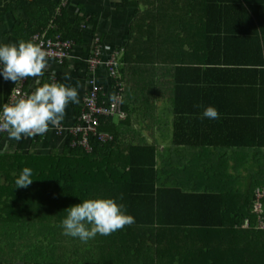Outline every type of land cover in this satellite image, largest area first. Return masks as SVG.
<instances>
[{"label": "trees", "instance_id": "trees-1", "mask_svg": "<svg viewBox=\"0 0 264 264\" xmlns=\"http://www.w3.org/2000/svg\"><path fill=\"white\" fill-rule=\"evenodd\" d=\"M3 1L0 17L9 10ZM123 1L134 9L130 41L117 52L119 74L106 68L119 89L105 98L97 85L99 105L115 109L100 117L98 132L112 140L94 143L91 153L72 145L79 135L62 156L0 155V234L25 241L0 247L22 249L25 264H264L258 188L222 185L246 173L240 152L246 159L249 149H264V0ZM59 4L32 15L19 36L35 43L36 34L48 31L78 44L82 18L69 23L62 10L49 26ZM163 48L172 55L160 56ZM163 100L169 104L163 115L173 119L171 146L127 138L133 116L154 115ZM208 106L218 119L202 117ZM24 167L33 182L17 188ZM90 198L114 199L135 222L86 243L64 235L66 209Z\"/></svg>", "mask_w": 264, "mask_h": 264}, {"label": "crops", "instance_id": "crops-1", "mask_svg": "<svg viewBox=\"0 0 264 264\" xmlns=\"http://www.w3.org/2000/svg\"><path fill=\"white\" fill-rule=\"evenodd\" d=\"M40 1L41 4L36 7L28 4V2L33 3L34 0H6L1 3V8L8 7L9 10L0 17V45L18 44L23 39L17 33V28L25 21L30 20L32 15L39 12L42 8H51L52 6L50 5H53V3L60 2L57 6L56 15L49 26L55 25L54 21L56 16H59L62 10L67 11L68 14H66V17L69 23H73L78 18H82L81 25L75 27V32L78 34L77 40L80 42L74 44L71 51V58L62 65L53 61H47V67L44 70L43 76L38 78L39 85L56 82L76 88L79 95V103L69 102L65 110V116L60 124L55 127L50 125V130L41 136L22 137L19 141H16L9 139L7 132L4 133L0 139V155L2 156L64 155L67 152L69 141L72 138L70 129L76 124L77 117L82 108L83 99L91 89L90 81L95 79L97 85L102 89L100 94L105 98L111 97L119 89L118 82L113 80L105 66L98 67L100 70L91 71L88 60L92 56L95 38H99L101 42L103 63L111 56L112 52L124 50V46L130 41L129 29L133 21L134 9L126 7L123 0ZM57 35H60L62 38L61 34ZM50 38L54 39L55 37ZM151 51L154 53L152 47ZM168 54L170 56L172 55L169 48H163L159 52V55L163 57H169ZM66 74L69 77L68 79H65ZM153 85L150 84V86ZM36 86H38L37 78L29 77L25 79L24 87L29 93L34 91ZM12 89L11 81L4 80L3 76L0 75L1 103L4 104L7 102H5L6 95ZM154 99L149 97V103ZM228 102L234 103L232 100H228ZM157 103L160 105V109H163V106H165L164 110L169 111V104H167L166 100ZM252 103H255L254 99ZM157 111L158 114L154 115H151L149 113L150 111L145 115L136 113L132 118V123L126 128L125 136L127 138L129 137L132 142L145 140L149 144L159 142L158 146L160 147H170L173 119L171 116L167 117L163 115L162 117L159 114L160 111ZM163 124L167 126V133L161 127ZM195 151H198V149H195ZM246 153H248L246 159L245 152L238 154L240 168H244V172H246L244 176H235V179L232 180L233 182L225 181L226 184L222 183V185L231 186V184L235 183L237 186L246 190L248 189L249 191L253 187L260 188V184L264 183V149H249ZM230 164L232 166V172H237L234 168L236 164L235 159H232ZM237 180L238 182H235ZM213 184L211 181L209 186H213ZM261 188H264V185Z\"/></svg>", "mask_w": 264, "mask_h": 264}, {"label": "clouds", "instance_id": "clouds-1", "mask_svg": "<svg viewBox=\"0 0 264 264\" xmlns=\"http://www.w3.org/2000/svg\"><path fill=\"white\" fill-rule=\"evenodd\" d=\"M47 57L48 53L32 41L21 40L18 44L0 45V75L4 80L19 85L31 77L37 78L38 85L31 93L14 87L8 102L3 104L0 131H6L9 139L19 141L22 137L47 133L50 125L58 126L63 120L69 102L79 103L76 88L56 82L39 85L38 78L43 76L47 67ZM68 78L66 74L65 79ZM202 117L218 119L219 112L215 107L208 106L204 108ZM31 177L32 169L24 167L15 179L17 188L31 185ZM66 211L67 216L61 222L64 235L78 238L84 243L97 234L108 236L135 222L134 217L112 198L85 199Z\"/></svg>", "mask_w": 264, "mask_h": 264}, {"label": "built area", "instance_id": "built-area-1", "mask_svg": "<svg viewBox=\"0 0 264 264\" xmlns=\"http://www.w3.org/2000/svg\"><path fill=\"white\" fill-rule=\"evenodd\" d=\"M33 39L35 43L39 44L48 53L47 60L53 61L58 64H63L66 60H69L71 58V51L74 46V42L72 40H64L60 37V35H56L55 38L52 39L49 37L48 31L36 34ZM99 41V38L95 39L92 56L88 60L90 70L95 71L98 69V67L105 66L107 69H109L112 76L118 75V69L115 68V59H117L119 53L112 52L111 56L103 63L102 50L98 46ZM24 85L25 80L16 87H19L22 92L29 93L25 89ZM90 85H92L94 88L90 95L84 101L82 111L77 117L78 122L70 129L71 136L78 137L79 135H82L81 140H74L72 142V145H76L77 143H79L85 148V151L88 153H91L93 151L94 143H99L100 145H102L112 140V137L109 134L98 132V128L100 125V117L104 115L114 114L115 111L114 106L110 109H107L106 106L99 105V88L95 79H92L90 81ZM114 104L120 106V99L115 100ZM119 110L121 116L118 117L123 118L125 113H123L121 109ZM5 132L6 131H0V136Z\"/></svg>", "mask_w": 264, "mask_h": 264}, {"label": "rangeland", "instance_id": "rangeland-1", "mask_svg": "<svg viewBox=\"0 0 264 264\" xmlns=\"http://www.w3.org/2000/svg\"><path fill=\"white\" fill-rule=\"evenodd\" d=\"M165 106H163V109H160V105L157 103V109L160 111L159 114H166V110H164ZM152 111L155 114H158V111ZM149 112V111H148ZM157 112V113H156ZM151 114V113H150ZM152 115V114H151ZM78 122V121H77ZM76 122V123H77ZM41 136V135H37ZM260 196V198H259ZM256 208L259 212H262L264 214V188H258L256 191ZM264 225V224H262ZM264 227V226H263ZM37 234V232H35ZM5 241L7 244L10 243H17L22 244L25 241H21L17 238H11L10 233H7L5 235L0 234V243ZM25 257V252L22 251V249L16 247V246H5L3 245L0 247V261H3L6 264H17L19 262H22Z\"/></svg>", "mask_w": 264, "mask_h": 264}, {"label": "water", "instance_id": "water-1", "mask_svg": "<svg viewBox=\"0 0 264 264\" xmlns=\"http://www.w3.org/2000/svg\"><path fill=\"white\" fill-rule=\"evenodd\" d=\"M18 264H24V263H18Z\"/></svg>", "mask_w": 264, "mask_h": 264}]
</instances>
